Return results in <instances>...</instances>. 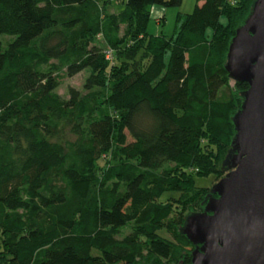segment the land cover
<instances>
[{"label":"trees","instance_id":"trees-1","mask_svg":"<svg viewBox=\"0 0 264 264\" xmlns=\"http://www.w3.org/2000/svg\"><path fill=\"white\" fill-rule=\"evenodd\" d=\"M182 2L0 0V264H192L185 211L211 192L197 176L229 172L249 84L227 54L255 0L149 33L152 5ZM64 69L90 70L67 97Z\"/></svg>","mask_w":264,"mask_h":264},{"label":"water","instance_id":"water-1","mask_svg":"<svg viewBox=\"0 0 264 264\" xmlns=\"http://www.w3.org/2000/svg\"><path fill=\"white\" fill-rule=\"evenodd\" d=\"M226 69L247 82L227 157L229 172L183 232L195 244L192 264H264V0H255L229 46Z\"/></svg>","mask_w":264,"mask_h":264},{"label":"rangeland","instance_id":"rangeland-1","mask_svg":"<svg viewBox=\"0 0 264 264\" xmlns=\"http://www.w3.org/2000/svg\"><path fill=\"white\" fill-rule=\"evenodd\" d=\"M126 0H112V3L108 5V8H106L107 12H118L125 6ZM197 3V0H183L182 4L179 6H171L167 7L160 4H154L151 6V13L149 17L148 22V31L150 34H164L167 36H171L176 29V19L177 15L179 13L185 14L190 13L193 11L195 5ZM202 4V2H201ZM124 30V26L122 28ZM90 74V70L86 69L83 72L70 77L67 75L66 70H62L60 73V82L61 85L58 89V92L62 96H68V90L69 87H74L79 90L83 89L85 79ZM230 85L235 87V82L232 80L230 81ZM101 164H104V161H100ZM220 178H215V175H209V176H197L196 177V184L199 187H208V189H211L216 183H218ZM178 192H167L163 195L164 198H168L171 195H174L175 197L179 196ZM168 195V196H167ZM166 198V199H167ZM165 199V200H166ZM175 211L177 208V204L174 205ZM193 210H197V212H201L202 208L200 206L196 205L194 209H187L185 211L186 214L190 213ZM130 227H126L123 229V232L121 235H125L130 233ZM161 235H164L166 237L170 238V235L166 231H161ZM94 254H100V251L97 249H93Z\"/></svg>","mask_w":264,"mask_h":264},{"label":"built area","instance_id":"built-area-1","mask_svg":"<svg viewBox=\"0 0 264 264\" xmlns=\"http://www.w3.org/2000/svg\"><path fill=\"white\" fill-rule=\"evenodd\" d=\"M108 57H110V53L108 54Z\"/></svg>","mask_w":264,"mask_h":264},{"label":"crops","instance_id":"crops-1","mask_svg":"<svg viewBox=\"0 0 264 264\" xmlns=\"http://www.w3.org/2000/svg\"><path fill=\"white\" fill-rule=\"evenodd\" d=\"M203 3V2H202ZM200 4H201V2H200Z\"/></svg>","mask_w":264,"mask_h":264}]
</instances>
